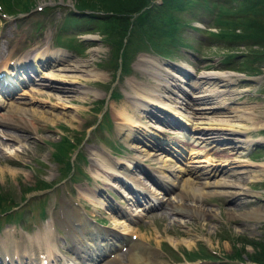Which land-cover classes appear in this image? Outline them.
Segmentation results:
<instances>
[{
  "label": "rangeland",
  "instance_id": "rangeland-1",
  "mask_svg": "<svg viewBox=\"0 0 264 264\" xmlns=\"http://www.w3.org/2000/svg\"><path fill=\"white\" fill-rule=\"evenodd\" d=\"M5 1L0 0V9L3 11H5L3 9ZM24 1L26 0H19V3H24ZM28 1L30 5H34L35 10L28 12L27 15L17 16L16 20L0 17V56L8 54L3 60L5 63L8 60L13 62L17 61L19 57L22 58L30 52L39 50V48L48 47L49 50L56 51L55 43L62 45V42L72 41L71 48L74 50L65 51L67 60L69 62L72 60L83 61L85 65V68L81 69L83 72H80L83 80H80L75 85V88L77 87L80 91L85 89L89 92L87 95L84 94L82 101L77 100L80 94H71L70 99H74L69 108H64L54 103L55 101L53 100L48 103L43 100L41 103H46L41 106L37 102L33 105L27 104V109L36 110V113L37 111L44 112L45 117L50 119V121L46 120L43 123L42 121H37L35 124L37 128L35 127L34 131L16 127L9 129V137H16L18 141L16 138L12 142L5 140L6 138L3 137L0 138V196H8L17 204L21 202L20 197L25 196L24 202L26 203L24 206H22L23 204L20 205L26 211L24 218L22 209L16 210L12 215V218H17L18 221H15V219L11 221L12 218L8 219L0 216V241H4L3 238L6 231L11 233L8 238L10 241L19 243V249L23 253L21 261L23 260L27 263L29 252L24 251V249L32 244L31 240L35 237L42 236L43 233L50 231L51 237L56 242L53 246L56 249L55 258L50 261V264H71L69 260L74 257L77 251L75 250L74 241L71 239V234L68 233V230L61 223L64 205L69 201L74 202L78 208H81V211L86 214L89 223L93 227L103 231L113 227V222L109 220V216L113 215L120 218L118 215L122 210L126 214L134 215L135 220L130 224L132 230L127 237L134 238L139 242L145 241L147 246L156 248L159 252L157 257L164 264H255L248 262L246 259V255L252 253L251 246L246 241H262L264 243V217L255 218L250 214V212L255 211L264 212V174L258 182H248L249 191L243 197L237 196L239 199L235 203L227 200L225 196L215 194V191L209 190V195L204 198L205 201H195L201 210L203 208V211H206L204 218L200 219L198 216L187 214L186 212H183V215L175 213V209L172 210L174 205L177 206V204L180 205L182 203L180 207L190 206L193 205V202L186 196L176 197L174 192L176 190L168 187L167 182H165L166 179L160 172L159 164L145 159L138 163L136 162L138 168H132L133 163L128 157H135L136 151L145 154L151 150L155 154L154 150H157L158 154L170 157L173 159V163L182 166L181 168H184L186 172L196 171L194 174L198 176L201 172L209 173V171H214L212 173L215 174L216 169L223 168L225 169L224 177H237L239 172H243L241 176L247 178V174L253 175L258 172L257 170H264L263 166L260 168L258 166H248L252 162L264 163V62L261 64L262 66H259V63H249L248 65L250 66L248 67L253 68L250 71L252 75L251 77H245L244 74H248V71H243L242 66H240L242 60H238L241 59V55L246 54L250 49L242 45L232 47L228 45V42L223 41L212 45L209 40H206L204 30L194 33L188 27H185L178 33L184 39L182 42L188 43L189 46L185 49L179 46L172 49L173 61H165L159 59L157 55L154 56L142 52L131 54L133 59L129 62L128 71L114 79V77L112 78L113 69L111 65L108 66L109 61L112 60L111 48L101 39L102 37L96 35V30H94L96 27L94 28L92 25L93 28L90 30H84L86 32L82 30L84 29L83 27L70 28L68 32L61 27L62 22H64V15H69L72 12L73 6H77V0ZM48 4L52 8L45 10ZM36 6L44 9L36 11ZM71 16L80 18L83 15L75 14ZM209 16L211 15L209 14ZM209 16L203 14L202 11H199L193 17L189 16L188 12L180 15L182 19H192L190 25L201 29H205L208 26L203 21L210 19L211 17ZM80 23L82 22L80 21ZM78 43L80 48H77ZM230 53L238 57L233 62L231 61L228 69H226L227 67L223 66L220 60L221 54L229 55ZM169 62L191 72L192 69L199 70L201 68L206 72L212 70L214 72L231 71L230 73H234L231 85L224 88L225 90L221 92L222 97H220L225 99L227 109H222V111L215 109L216 112H222V114L216 115L218 117H220L219 115L228 116L231 115V113H228L229 111L241 109L243 112L249 113V115L246 114L247 116L253 117L251 124L254 123L260 127H256L255 130H247V128L245 130L244 125L252 127L250 121L230 122L234 129L244 132V135L250 136L251 139L257 140L249 148H245V150L241 148L237 150V153L230 156L227 155L228 161H225L224 167H219L220 160L217 157L224 155L227 150L224 149V151L220 152L219 147L228 146L231 141L224 138L220 141H208L198 146H190L193 138L191 139L189 136L192 133H199L198 130L197 133L192 130L191 126L207 129L205 127L207 121L204 119L202 121L192 120L188 114L191 109L186 110L184 105H182L185 101L191 108L201 107V105L216 107L215 104L211 102L205 105L201 102L193 103L192 105L190 101L197 98L200 94H206L201 92L200 89L194 90L192 88V84L197 81L196 77L198 76H193L189 73V78L186 79ZM36 68L34 67L35 71L33 73L30 71V75L36 79H39L42 74L50 75L55 70L53 67L51 70L42 67L36 70ZM154 68L159 73L167 76V80H170V75L165 70H169L171 74L176 76L174 79L170 76L173 82L178 85L173 92L170 93L168 91L167 96L162 94L161 96L158 95V97L156 93L150 96L157 98L158 100L156 101H160L161 104L165 103L171 107L175 104L184 108V110L175 108L178 113L181 112L183 116L189 117V121L184 122L181 115H175L179 120L182 119L181 121L185 128L188 127L190 129L187 132L181 130L180 133L184 134V140L179 137L174 138L172 134H167V131L171 128L167 127L165 123L162 124L166 120L161 119V112L153 109L154 107L148 106L147 109L149 111L147 110L143 113L140 111H138L140 113H131L133 117L138 115L141 121L135 128L128 127L129 124L123 125L126 122L121 120L119 115L116 114L120 109L132 104L131 91H133V83L137 82L138 85L145 86L148 94L151 89H154L152 86L156 83L154 80L155 75L152 73ZM88 71L96 72L97 77L94 81L84 80V77L87 78ZM257 72L259 73L256 74ZM178 79L181 80V83L176 81ZM205 85V87L210 86L209 89H211V86H215L212 83ZM181 87L183 88L181 89ZM23 88L26 87L20 85L18 91L12 90V96H19L18 93ZM114 89L118 91L119 98L109 100V92ZM7 90L9 89L7 88ZM0 95L2 96L1 99H5L6 95L4 93H0ZM23 97L25 99L22 100L20 97L17 100L28 102L31 95L28 96L26 94ZM181 99L183 103L180 105L176 104L175 101L179 102ZM100 100H106L104 104L105 110L108 111V117L103 118L102 128L98 129V127L95 128V124L101 114L98 111H93V108L94 104L96 102L98 104ZM160 103H154V106L158 108ZM171 107H167L168 111L171 110V114H175ZM1 111L3 110L1 109ZM128 113L130 114V112ZM173 114L171 117H174ZM56 116L60 120L57 121ZM53 117L54 119L52 120ZM205 117L209 118L210 114L205 115ZM87 125L91 127L87 129L85 127ZM128 130L130 135L127 137ZM203 131L208 133L206 130ZM65 134L72 137L83 135L80 137L77 149L70 157V161H72L76 151H78L79 155L82 156L81 158L84 159L82 161L80 160L81 158H76L73 161V164L78 165L80 170L79 173L75 169V182H71L69 179L58 181L61 175L59 170L61 166L54 162L51 156L54 142H57L59 137ZM134 145L139 147L138 150L133 151L131 149V146ZM192 149L194 151L190 155L189 152ZM99 158L115 164V172L111 173L110 170H106L103 167L105 164L100 163ZM185 165H189V167H185ZM186 172L179 175L184 178L187 175L185 174ZM130 178L137 182L138 188H142L147 194L152 196L154 194L160 198L163 205L161 204L156 210H152L150 207L153 206V202L150 199L138 197L134 193L136 188L133 187V184L131 186L132 192L126 188L128 184L131 185V182H129ZM212 178H201L197 181L199 183L207 181L210 184L220 179L219 176H212ZM36 182L48 183L51 189L24 195L25 187H33ZM198 186L202 187L201 185ZM89 195L94 196L93 199L102 200L106 206L104 208L107 210L91 205L88 201ZM209 214L212 216L210 217ZM97 221L100 224H96L95 222ZM145 242L144 244L146 245ZM120 245L110 255L107 254L106 257L98 259L96 264H106L113 255L121 260L120 263L127 262L129 260L127 253L132 252L131 247L127 248L125 242ZM232 245L244 250L241 254L242 260L240 263L226 259L227 256L233 255ZM200 248L206 252L209 251L213 255V260L200 261L198 259L192 263H189V261L186 263V261L182 260V262H179L175 259L177 256L181 260L184 252L200 251ZM9 253L11 255L12 251ZM1 260L3 259L0 250V264H4L5 262L3 263ZM140 262L137 261L135 264H140ZM9 263L10 261L7 262V264ZM92 264L95 263L93 262Z\"/></svg>",
  "mask_w": 264,
  "mask_h": 264
},
{
  "label": "bare ground",
  "instance_id": "bare-ground-1",
  "mask_svg": "<svg viewBox=\"0 0 264 264\" xmlns=\"http://www.w3.org/2000/svg\"><path fill=\"white\" fill-rule=\"evenodd\" d=\"M33 50V49H32ZM35 51V50H34ZM8 54H4L0 56V67L1 71L4 73L7 71L8 68L10 70L16 71L20 70L22 74L26 73V80L24 81V87L23 89H20V92L18 95H23L26 96V94L29 96L31 95V98L28 99V102H23L22 100L25 99V97L20 96L22 98L21 101L17 100L20 98L19 96H12L11 92L12 90H6L4 91V94L6 95L5 102L1 99L0 95V110L2 109L3 111L0 112V138H6L5 140L7 141H15V138H10L8 133L10 132L9 129H14V127L19 128V129H31V131H34L36 127L37 121H50V119H47L45 117V113L41 111L36 110H31L27 109V104H35L36 102L40 104H45L46 102H52L55 101L54 103L59 104L60 106L64 108H69V105H72L73 99L71 98V94H80L78 96L77 100L82 101L84 99V94L87 95L89 91L85 90H79L77 87L75 88V85L80 82L82 76L80 75V72H83L81 69L85 65L83 64V61H68L67 56L65 55V52L63 49H57L56 51L49 50L48 47L44 48H39V50H36L35 52H30L29 54H26L24 57L18 59L17 65H10V67L6 68L7 63L3 60L5 56ZM148 63V62H147ZM5 65V66H4ZM32 67H37V68H47L49 70L55 68L53 71L54 73H51L50 75H45L42 74V76L39 79L34 78V81H29V72L33 70ZM36 68V70H37ZM156 68L153 69V74L155 75V84L152 86L154 89H151L149 91V94L146 91L145 86L138 85V83H133V91L132 92V97L133 99L132 104H128L127 107L120 109V111L116 112L117 115H119L120 119L125 121L123 125H128V127L135 128L138 126L139 122V116L135 115L134 117L131 115V113H143L147 111L148 106L151 108L155 107L154 103H160V101L157 98H153L150 95L152 94H157L158 95H164L167 96V92L169 91L170 93L173 92L178 85H176L173 82L174 76L169 72V70H165V72L169 73L170 76L173 77V79L170 78V80H167V76L159 73V71L155 70ZM29 71V72H28ZM35 71V70H34ZM33 71V72H34ZM32 72V71H31ZM86 72V71H85ZM7 73H9L7 71ZM11 73V72H10ZM21 73H17L15 75V83L17 87L15 86L13 90L18 91L20 83L22 81L17 78ZM13 74V73H12ZM87 78L84 77V80L87 81H94L97 77L96 72L93 71H88L87 72ZM234 73L230 72H214L210 70L209 72L206 71H199L197 74L198 77H196L197 81L192 84V88L195 89H200L201 92H205L206 94H200L197 98H194L192 101H190L193 105V103H203V104H209V103H214L216 107L214 106H202L197 107V108H191L189 107L188 103L185 101L183 103V100L176 102V104H182L184 107L187 109H191V112H187L189 114V117L194 120V121H202L203 119L207 121L205 123V129L204 127H193L191 126L192 130H194L196 133L199 131L198 134L192 133L191 136H189L193 140L190 143V146H198L199 144L205 142L207 143L208 141H220L224 138L228 139L231 141V144L226 146H221L220 152L224 151V149L227 150L224 155L218 156V160H220V166L219 167H224L225 161H228L227 155L230 156L231 154L237 153L238 149L245 150V148H249L250 145L253 142H256L257 139H251L250 136L244 135V132H239L238 130L234 129V126L230 124V122L237 121V122H243V121H250V125L252 127H249L248 125L245 126V130H255L257 125L254 123L251 124V120L253 117L247 116L246 114L249 115V113L243 112L241 109H235L233 111H229L228 113H231V115L225 116V115H218L216 114H222V112H216L215 109L222 111V109L226 110V102L224 101V98L222 97V91H224V88H227L228 86L231 85V80L233 79L232 76ZM8 74H4V78H8ZM189 76H187L188 78ZM22 79V77H21ZM181 83V80H176ZM184 81V80H183ZM200 83V84H199ZM215 84V86H211V89L209 87H205V84ZM197 84H199L197 86ZM182 86V85H181ZM208 86V85H207ZM218 87V88H217ZM183 87H181L182 89ZM216 88V89H214ZM186 89V88H185ZM26 90V91H23ZM184 90V89H183ZM226 93V92H225ZM173 94V93H172ZM228 94V93H227ZM231 94V93H230ZM89 95V94H88ZM94 96V94H93ZM16 97V98H15ZM159 97V96H158ZM169 97V96H168ZM181 97V96H180ZM179 97V98H180ZM41 98V99H40ZM175 98V97H174ZM183 98V97H181ZM227 98V96H226ZM12 99H16L15 101ZM38 99V100H36ZM46 101L41 103L42 101ZM230 100V99H227ZM234 101V100H232ZM162 102V101H161ZM174 102V103H175ZM231 103V101H229ZM173 104V103H172ZM26 106V108H24ZM29 106V105H28ZM167 107H171L170 105H166L165 103L159 104L158 108H153L156 111H160L162 118L166 120L165 122H162L166 124L167 127L171 128L169 131H167V134L173 135L174 138L179 137L180 139L184 140V134L180 133L182 129H185L184 125L179 124L178 121H180L178 118H173L169 117L167 113L169 109ZM174 111L177 109H180L182 107H178L174 104L173 107H171ZM176 108V109H175ZM184 110V108H182ZM140 111V112H138ZM149 111V110H148ZM153 111V110H152ZM165 111V114L164 112ZM130 112V114L128 113ZM171 113V112H170ZM169 113V115H170ZM173 114V113H172ZM171 114V115H172ZM210 114V117H205V115ZM181 115V117L185 121H189V117H185L177 111H175V114L173 116ZM144 116V115H143ZM152 116H154L152 114ZM55 117V116H54ZM52 118V120L54 119ZM59 117L56 116L57 121L60 120L58 119ZM72 118V117H71ZM182 120V119H181ZM144 126V125H143ZM244 127L243 125H239ZM145 127V126H144ZM210 127V128H208ZM260 127V126H259ZM258 127V128H259ZM37 128V127H36ZM182 128V129H181ZM241 128V127H239ZM187 130H190L188 127H186ZM234 129V130H233ZM132 130V129H131ZM135 130V129H134ZM198 130V131H197ZM203 130L208 131V133H205ZM129 131V130H128ZM121 132V131H120ZM166 132V131H165ZM8 135V137H7ZM130 135V131L127 134V137ZM237 135V137H236ZM20 137V135H19ZM130 139V138H129ZM134 139V138H133ZM179 139V140H180ZM21 140V139H20ZM18 141V139H17ZM200 141V143H199ZM188 142V141H186ZM209 142V143H211ZM141 143H143L141 141ZM138 146H131V149L135 151L136 149L138 150ZM154 148V147H153ZM192 148V147H191ZM142 149V148H141ZM154 150V149H153ZM155 154L153 151H148L145 154H142V152L136 151L137 154H135V157L129 156L128 158L131 159L133 165L132 168H138L136 162H140L141 160H152V162H155L156 164H159L160 172L166 179L165 182H167L168 187H171L172 190H176L175 195L177 198H181L186 196L193 202V205L190 206H182V204H177L174 205L173 209H175V213L177 214H183L186 212L187 214L195 215L198 216V218L203 219L205 212L203 211V208L201 210L200 206L196 204V202L205 201V196L209 195L208 192L209 190L215 191V194H220L226 197L227 200L230 202L235 203L239 197L237 196H242L249 191L247 187V183H253V182H258V180H261L264 170H257V173H254L253 175L247 174L246 177H242L241 175L243 172H239V176L237 177H224L225 169L223 168H218L215 170V174L212 172L214 171H209L208 172H201L200 175L194 174L196 171H188L186 172L184 168H181L182 166L177 165L176 163H173V159L166 155H160L158 154L157 150H154ZM194 149H192L189 154H193L192 152ZM166 152V151H165ZM236 156V155H235ZM234 156V157H235ZM100 157V156H99ZM154 157V158H153ZM153 158V159H152ZM217 161V160H215ZM99 162L105 164L103 166L106 170H110L111 173H114V166L115 164L110 163V161H105L101 158H99ZM203 162V161H200ZM252 162V161H251ZM197 163V162H196ZM222 163V164H221ZM215 166V165H214ZM250 167H264L263 162H252L251 165H248ZM185 167H189V165H185ZM1 168V167H0ZM5 169V167H4ZM15 172V171H14ZM186 172L185 175L186 177H181L180 175ZM180 174V175H179ZM3 175V174H2ZM212 176H219L220 179L217 181H213L209 184L207 181L205 183H199L197 180L201 178H212ZM183 178V179H182ZM233 178V179H231ZM205 179V180H206ZM213 179V178H212ZM129 180V179H128ZM131 184H133L134 193L138 195V197L144 198V199H150L153 202V206L150 207L153 209H157L161 204L163 205L162 200L155 196L153 194H147L142 190V188H138L137 182L133 181L131 178L129 180ZM202 182V181H201ZM129 185V184H128ZM198 185H201L202 187H199ZM130 186V185H129ZM128 186V188H129ZM166 186V185H165ZM207 188V189H206ZM165 189V188H164ZM136 195V196H137ZM143 196V197H142ZM248 196V195H247ZM88 201L91 203V205L99 208H104L106 207L102 200L98 199H93L94 196L89 195ZM186 198V199H187ZM183 199V198H182ZM161 200V201H160ZM196 201V202H195ZM137 202V201H136ZM170 204V203H169ZM107 210L106 208H104ZM149 210V209H148ZM184 212V213H183ZM252 217L258 218L259 216L261 218L264 217V212L261 211H255V212H250ZM120 218H117L116 216H109L112 222H113V227L112 229H109L107 231L100 230L98 228H94L90 223L89 219L86 217V214L81 211V208H78L74 202H69L64 205V211H62V216H61V223L65 227V229L68 230V233L71 234V239L74 241V246L75 250L77 251L73 258H71L69 261L71 264H92L93 262L96 264L98 259H102L111 253H113L114 250L118 249V246H121L118 244L119 242H125L127 248L131 247L132 252L127 253V258L129 260L124 263H120V259L116 258L115 255H113L112 258H110L109 261L106 262V264H135L137 261H141L140 264H164L162 261H160L157 257L159 254L158 250L156 248H153L151 246H147L144 244V242H139L138 240L136 241L134 238L132 239L131 237H127L130 231L132 230V227L130 226L131 222L135 220L134 215L126 214L125 211H121L120 214L118 215ZM208 216V215H207ZM211 217L212 215L209 214ZM208 219V218H207ZM206 220V219H205ZM9 232H5L4 241H0L1 244V252L2 254H5V257L10 255V251H12V254L9 256V261L12 262L11 259H16L17 263L16 264H50V261L54 260V253L56 252V249L53 247L54 244L56 243L54 238L51 237L50 231L43 233L42 236L35 237L32 241L33 243L28 245L24 251L29 252L28 260L27 263L24 262L23 260L21 261V258L23 256L22 251L19 249V243L10 241L8 238ZM7 235V236H6ZM144 237V236H143ZM129 238V239H128ZM128 239V240H127ZM148 240V239H147ZM117 243V244H116ZM54 249H51V248ZM74 254V255H75ZM48 261V262H47ZM11 264V263H10Z\"/></svg>",
  "mask_w": 264,
  "mask_h": 264
},
{
  "label": "trees",
  "instance_id": "trees-1",
  "mask_svg": "<svg viewBox=\"0 0 264 264\" xmlns=\"http://www.w3.org/2000/svg\"><path fill=\"white\" fill-rule=\"evenodd\" d=\"M33 7L34 5H30L28 0L24 3H19V0H6L3 9L4 13L12 15L17 11L27 12ZM75 8L80 14L83 11L90 13L89 18L83 19V22L93 24L94 28L96 27L94 30L111 48L112 60L109 61L108 66L111 65L112 72L117 70L120 74L125 73L129 69V62L133 59L131 54L135 53L147 52L172 60V49L177 46L185 49L189 46L188 43L182 42L184 39L179 36L178 32L185 27L194 33L200 32L199 29L190 25L192 19H182L180 15L188 12L189 16L193 17L199 11L208 16L211 15L210 19L203 22L208 25L204 30V35L212 45L223 41L228 42V45L232 47L242 45L250 49L238 60H242L240 66L243 71H248L246 76L252 75L250 71L253 68L248 67L249 63H259L260 66L264 62L262 61L264 59V0H77ZM71 15L65 17L63 28L77 21V18ZM91 28H93L92 25ZM62 45L71 48L72 41L62 42ZM232 54H221L220 60L223 66L227 67L226 69L231 61L233 62L238 57ZM111 95L116 97L113 92ZM100 109L101 103L96 105L93 111L99 112ZM103 118H106L105 114ZM103 123L99 121L95 128H102ZM80 137L65 134L54 142L51 152L52 160L61 166L58 181L69 179L74 182L76 181L75 169L80 173L79 166L73 164L76 158L82 157L78 151L70 161V157L79 145ZM46 189H51L48 183L36 182L33 187H25L24 195L37 190L46 191ZM24 199L20 197L21 202ZM18 206L19 204L8 196H0V216L10 219L16 210L22 209L24 218L26 211L24 208L15 209ZM13 219L15 218L11 220ZM246 242L252 249V253L246 255L248 262L264 264V243L251 240ZM242 251H244L243 248L239 249L232 245L233 255L227 256L226 259L231 262H240ZM183 255L184 260L189 262L198 259L213 260V255L202 248L200 251L184 252ZM175 259L180 261L177 256Z\"/></svg>",
  "mask_w": 264,
  "mask_h": 264
}]
</instances>
